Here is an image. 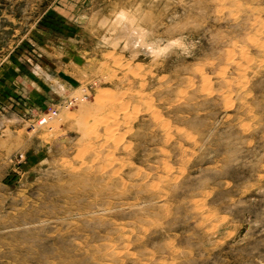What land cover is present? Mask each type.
I'll return each mask as SVG.
<instances>
[{"label": "rangeland", "instance_id": "374dc122", "mask_svg": "<svg viewBox=\"0 0 264 264\" xmlns=\"http://www.w3.org/2000/svg\"><path fill=\"white\" fill-rule=\"evenodd\" d=\"M0 123V264H264V0H0Z\"/></svg>", "mask_w": 264, "mask_h": 264}, {"label": "bare ground", "instance_id": "6f19581e", "mask_svg": "<svg viewBox=\"0 0 264 264\" xmlns=\"http://www.w3.org/2000/svg\"><path fill=\"white\" fill-rule=\"evenodd\" d=\"M126 15V14H125ZM129 19V18H128ZM123 32V31H122ZM139 35H137V34H132V40H134V41H138L139 40ZM1 124V123H0Z\"/></svg>", "mask_w": 264, "mask_h": 264}]
</instances>
